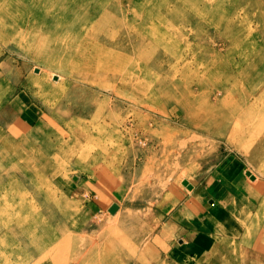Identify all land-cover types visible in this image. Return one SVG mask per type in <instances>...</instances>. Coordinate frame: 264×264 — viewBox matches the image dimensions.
I'll return each mask as SVG.
<instances>
[{"label": "rangeland", "instance_id": "1", "mask_svg": "<svg viewBox=\"0 0 264 264\" xmlns=\"http://www.w3.org/2000/svg\"><path fill=\"white\" fill-rule=\"evenodd\" d=\"M67 1L0 0V21L11 28L30 21L24 7L45 23L20 39L0 30V115L10 104L20 114L0 119V151L22 166L35 152L42 171L23 190L7 172L11 163L0 162V193L22 214L30 213L24 192L30 201L48 188L52 211L39 212L41 222L52 231L46 238L64 245L27 264H264V0H79L98 10L90 24H109L112 58L128 61L127 99L118 76L71 77L72 67L33 59L74 50L71 40L54 44L55 29L46 28L52 18L71 24L84 15L61 14ZM130 2L132 11L155 7L146 25L160 32L158 45H138L143 37L122 15L115 23L112 7ZM214 83L237 89V127L188 123L190 91L200 108L205 98L215 104L222 96ZM84 127L100 137L78 139ZM14 240L2 253L22 264L33 244L19 254Z\"/></svg>", "mask_w": 264, "mask_h": 264}, {"label": "bare ground", "instance_id": "2", "mask_svg": "<svg viewBox=\"0 0 264 264\" xmlns=\"http://www.w3.org/2000/svg\"><path fill=\"white\" fill-rule=\"evenodd\" d=\"M85 3L86 2H82L79 0H68L61 8V14H65V15H71L75 12H78L80 8H82L85 11L84 15L80 17L79 20L76 21L75 23L70 22L71 24H69L60 19L52 18L51 22L49 23L50 26L48 25L46 26V28L55 29L53 30V35H54V37L52 38L54 39L53 42L56 41V37H58V39L62 40L63 42H68L69 40H71L72 43L75 45L73 47L74 50L73 51L69 50L67 56L62 57L60 59H56L57 61H51L50 59H46L42 57L35 58L34 56H33V59H35V61H40L48 65H53V64L58 65L62 67L64 70H67L69 67H72V69L70 70L71 77L81 76L83 72L85 76H88V74H90V72H93V71H95L99 77L102 74H104V76L107 79L112 80V81H115L118 76L121 81V87L118 88V93L124 94L127 99L129 97V94L127 92V89H129V87H126L124 85H128L127 75L129 72H126L128 61H126L123 56L121 57V54L118 58H112V55L114 54L113 52H115L114 50L117 47L115 46V43L108 40L106 26L108 27L109 24L107 25L106 20L103 21L101 26L99 25L96 26L95 24H92V23L90 24L91 20H93V18L98 15L97 14L98 10L89 9L88 5H86ZM30 8H34L33 3L30 5ZM132 8H133V4L131 2L127 4L124 3L122 6L120 4L119 8L112 7V12L116 11V15H117V19H115V23H118L119 17L120 15H122L123 18L128 19L129 23L135 24V27L132 32V36L140 35L143 37L142 43H138V45H147L148 43H153L154 45H158V42L160 41L158 37L160 32L157 31L154 34V30L147 27L146 25L149 19H153L156 16L154 12L156 11L155 7L149 8L146 6L143 8L142 11H137V10L132 11ZM24 9L26 10V12H29L31 15L29 18L30 21H27L26 16H23L19 24L14 22L18 26L13 25L12 28H11L12 23L9 24V23L0 21V30L1 29H5L6 31L11 30L12 35L17 37V39H20L24 37V34L27 32L28 29H31L36 26L39 27L45 24L44 22H42L40 25H38L39 20L34 19L36 18V16L33 14V11L31 9H26V7H24ZM140 17L142 18L139 21L138 18ZM4 19L11 20L9 16ZM32 23L33 25H31ZM65 24H68V26L70 25L73 28L72 33L69 34L67 29L64 30ZM152 24L155 25L157 24V22L152 21ZM175 31H180V28L178 26L175 27L174 32ZM163 32L173 33L172 31H169V30H164ZM136 49L137 51L139 50L138 48ZM27 51L28 50L25 49L26 53ZM61 51L62 50L60 46H57L53 50V55H58L60 54ZM94 64L96 65L94 66ZM111 65H112V69H111ZM78 73H81V74H78ZM205 80L206 79H202V80L199 79L197 80L196 84L198 85ZM212 87L215 90H217L220 96H222V99L219 96L215 97L216 99L215 104L211 103L208 99L205 98V99H202L204 101L203 105L205 106L200 108L201 105L196 104L200 99L197 100V97L192 95V91H190L191 94H189L188 100L184 99V100H187L186 103H188L187 106L189 110L186 113V118L188 119V123L192 125L195 123L204 124L203 127L208 130H211V129L216 130V129H219L220 127L226 128V127H230L232 124L233 126L237 127V125L234 122L235 118H232L234 116L237 117V115L240 113L236 105V102H235L236 98L240 96L238 95L237 89L236 88L229 89L228 86L225 85L224 83H214L212 84ZM131 88H133V86ZM208 92L209 91L205 92L207 93L206 94L207 97L210 96V93ZM1 104L2 103H0V107L2 106ZM150 105L152 107H158L157 105L151 102H150ZM7 107L8 109L7 110L5 109L3 114L0 115V119L3 118V115H6V113L11 112L9 117H11L12 120L15 122L20 121V119H18L20 114H19V111L15 110V104H12V105L10 104ZM77 107L79 108V106ZM224 110L229 111V113H224L225 112ZM206 113H209V114L215 113V114H213V117H209L206 115ZM154 127H156V124ZM84 128L83 129L79 128L80 136L77 135L78 139L85 141L88 139L94 140V138L100 137V131L98 129L94 127H92L91 129H88V128L84 129ZM74 138L75 137H72V140ZM68 147H70V145ZM8 151L9 150L6 151V149L0 151V162L2 163L10 162L11 163L9 167L7 168V172L14 173V175H17L14 179L18 183L17 184L18 187H22L23 190H26L28 189L27 182L28 180H31V178L28 175H40V173L42 172L41 170H39L40 162L37 159H35V157H37L36 153L34 152V154H32V151H31L29 153L28 158L30 157L32 159L29 160L30 162L27 161L25 166H22L17 161V159L20 160L21 158L18 157L16 159L14 156H11L10 152ZM14 158L16 160H13ZM36 178L41 179V177H36ZM0 189H1V185H0ZM18 190L21 191L20 189ZM46 190H49V189L46 188ZM46 190L42 188H38L37 190L33 191L31 195H34V196H32L30 201L25 200L27 197L26 194H29V193L24 192L25 194L23 195L24 196L23 202L24 201L25 202H24V205L22 203L21 205L23 207L25 206V209L29 210L30 213H22V214H20L21 212L20 210L14 209L16 208L14 204H11L9 201L5 199L7 197L6 195H2L0 193V222H1L0 224V262L3 261L2 264L4 263L10 264L11 262V260L7 257H4V254L2 253L3 250H6L7 248L6 245L8 244L10 240L16 239V243H15L16 252L19 254L22 253L23 250L27 249L33 244V247L31 251L28 253V256L24 260L21 261L22 264L24 262L26 264L30 262L34 263L35 260L38 261L37 259H43L44 254L48 252L51 253L52 249H54L52 246L57 245L56 249L59 248L58 244L60 245V248L64 246L60 244L58 241H56L55 239L53 242L52 241L53 239L51 240L50 238H46L47 234L48 235H50V233L52 234V231L49 230L48 226L42 225L40 214H39V212H43V211L45 212L52 211L51 205H48L49 197L51 198L52 194L47 193ZM15 192L18 193L16 189H15ZM22 194L23 193L21 191V195ZM31 211L36 212V213L32 214ZM24 221L32 223L33 228H34V232L32 235H27V233H24L25 231ZM52 243L56 245L51 246ZM3 247L4 249H2ZM132 249H134V247H132ZM49 260H50V257H49ZM12 263H15V262L12 261Z\"/></svg>", "mask_w": 264, "mask_h": 264}, {"label": "crops", "instance_id": "3", "mask_svg": "<svg viewBox=\"0 0 264 264\" xmlns=\"http://www.w3.org/2000/svg\"><path fill=\"white\" fill-rule=\"evenodd\" d=\"M222 242H224V241H222ZM221 245H224V243H223V244L221 243ZM255 245H256V240H255ZM255 245H254V246H255Z\"/></svg>", "mask_w": 264, "mask_h": 264}]
</instances>
